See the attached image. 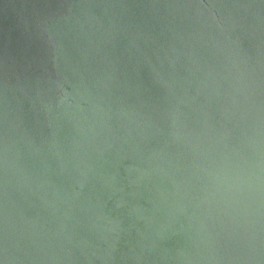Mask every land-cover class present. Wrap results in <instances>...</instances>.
<instances>
[{
    "label": "water",
    "instance_id": "1",
    "mask_svg": "<svg viewBox=\"0 0 264 264\" xmlns=\"http://www.w3.org/2000/svg\"><path fill=\"white\" fill-rule=\"evenodd\" d=\"M0 264H264V0H0Z\"/></svg>",
    "mask_w": 264,
    "mask_h": 264
}]
</instances>
